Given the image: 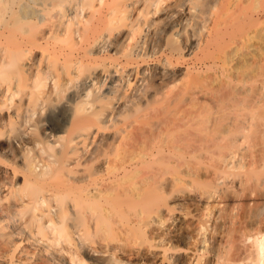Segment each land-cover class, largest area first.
I'll list each match as a JSON object with an SVG mask.
<instances>
[{"label": "bare ground", "instance_id": "obj_1", "mask_svg": "<svg viewBox=\"0 0 264 264\" xmlns=\"http://www.w3.org/2000/svg\"><path fill=\"white\" fill-rule=\"evenodd\" d=\"M264 264V0H0V264Z\"/></svg>", "mask_w": 264, "mask_h": 264}, {"label": "rangeland", "instance_id": "obj_2", "mask_svg": "<svg viewBox=\"0 0 264 264\" xmlns=\"http://www.w3.org/2000/svg\"><path fill=\"white\" fill-rule=\"evenodd\" d=\"M73 264V263H72Z\"/></svg>", "mask_w": 264, "mask_h": 264}]
</instances>
